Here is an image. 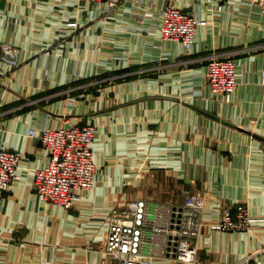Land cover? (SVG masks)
<instances>
[{"label":"crops","instance_id":"1","mask_svg":"<svg viewBox=\"0 0 264 264\" xmlns=\"http://www.w3.org/2000/svg\"><path fill=\"white\" fill-rule=\"evenodd\" d=\"M221 2L214 15L206 0H129L110 20L102 1L0 0V146L23 153L20 177L0 189V264H114L109 214L136 198L149 212L144 251L185 264L163 250L188 192L206 197L198 264H264V13L250 0ZM167 5L210 19L193 51L142 27ZM5 43L19 48L16 63L3 59ZM212 51L240 62L230 100L208 87ZM68 121L97 134L96 184L72 208L33 188L46 151L29 134ZM239 202L250 230L211 229Z\"/></svg>","mask_w":264,"mask_h":264},{"label":"built area","instance_id":"2","mask_svg":"<svg viewBox=\"0 0 264 264\" xmlns=\"http://www.w3.org/2000/svg\"><path fill=\"white\" fill-rule=\"evenodd\" d=\"M104 2L103 13L110 20L117 12L125 10L129 0H85ZM222 0H206V9L219 14ZM264 13V0H250ZM149 4V3H146ZM159 23H148L141 16L143 28L158 31L166 41L180 42L186 52L197 40L196 30L206 26L210 19L193 10L167 5L161 9ZM144 17V18H143ZM4 60L16 63L19 48L11 43L2 47ZM240 62L233 55L219 51L209 54L205 74L212 93L230 100L239 84ZM264 83V71L262 72ZM46 151V163L36 169L33 188L43 202H53L72 208L96 184L97 164L94 159L96 128L90 123L68 121L57 127L37 126L30 130ZM23 153L0 146V189H7L20 177L19 167ZM206 197L199 192H188L183 203H176L171 212L168 239L163 250L165 258L175 263L198 264V238L205 222ZM148 206L144 199L136 198L124 205L112 207L109 214V232L105 254L114 264H156L154 257L144 251ZM210 221L214 230H250L253 217L248 203L227 205ZM168 254V255H166ZM250 255H246L248 261Z\"/></svg>","mask_w":264,"mask_h":264}]
</instances>
